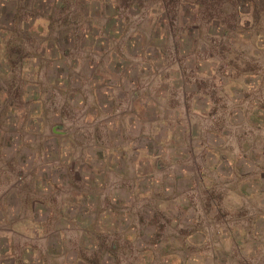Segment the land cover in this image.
<instances>
[{
    "label": "rangeland",
    "instance_id": "374dc122",
    "mask_svg": "<svg viewBox=\"0 0 264 264\" xmlns=\"http://www.w3.org/2000/svg\"><path fill=\"white\" fill-rule=\"evenodd\" d=\"M51 1L0 52V264H264V0Z\"/></svg>",
    "mask_w": 264,
    "mask_h": 264
},
{
    "label": "trees",
    "instance_id": "16d2710c",
    "mask_svg": "<svg viewBox=\"0 0 264 264\" xmlns=\"http://www.w3.org/2000/svg\"><path fill=\"white\" fill-rule=\"evenodd\" d=\"M2 1L8 0H0V52H4V61L7 65L9 64L10 67L16 66L14 55L18 57L20 62L25 58L30 59L31 56H24L23 52L30 47L29 45L34 46L35 42L34 51H40L42 54L46 52L47 49L45 47L50 38L39 28L38 23L47 20L52 26V21H54L52 17L55 14L54 9L50 11L52 15L50 17L47 14L40 13L41 4L46 0H10L12 7L9 10V18L5 17L7 20L2 21L1 16L5 14ZM50 3L54 4V6L60 5L59 0H52ZM2 37L7 39L5 40ZM38 66H40V63Z\"/></svg>",
    "mask_w": 264,
    "mask_h": 264
},
{
    "label": "crops",
    "instance_id": "0c3cea01",
    "mask_svg": "<svg viewBox=\"0 0 264 264\" xmlns=\"http://www.w3.org/2000/svg\"><path fill=\"white\" fill-rule=\"evenodd\" d=\"M14 243H15V240L12 237L7 240V244H8L7 254L10 253V257H13V258L15 257V255H13L12 253V250L14 249L13 248Z\"/></svg>",
    "mask_w": 264,
    "mask_h": 264
}]
</instances>
